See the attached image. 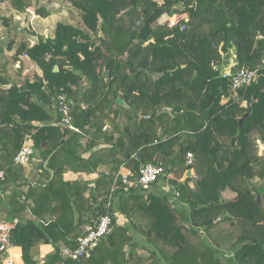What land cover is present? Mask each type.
Listing matches in <instances>:
<instances>
[{"label":"trees","instance_id":"1","mask_svg":"<svg viewBox=\"0 0 264 264\" xmlns=\"http://www.w3.org/2000/svg\"><path fill=\"white\" fill-rule=\"evenodd\" d=\"M70 1L82 26L57 21L51 37L22 41L11 55L15 62L26 54L39 67L31 81L10 82L4 52L14 42L0 40V191L10 189L0 196V220L14 224L10 240L23 264H37L33 248L40 244L53 247L44 264H264V0ZM9 2L20 13L33 5ZM182 9L187 21L156 22ZM36 12L49 15L43 7ZM231 45L238 67L259 76L226 100L221 55ZM59 92L81 133L52 124ZM26 138L42 172L38 181L14 162ZM187 151L196 177L179 181L190 169ZM144 163L165 166L175 201L154 186H119L107 206L119 168L137 172ZM68 171L98 175L90 184L65 180ZM226 190L234 196L223 197ZM107 212L111 232L88 256L63 258L62 245L74 249L84 225ZM117 214L130 227L119 225ZM129 228L144 233L147 258L137 254Z\"/></svg>","mask_w":264,"mask_h":264},{"label":"built area","instance_id":"2","mask_svg":"<svg viewBox=\"0 0 264 264\" xmlns=\"http://www.w3.org/2000/svg\"><path fill=\"white\" fill-rule=\"evenodd\" d=\"M195 1L190 4L194 5ZM181 10V9H180ZM189 13L182 9L177 11L172 16L164 13L157 20L160 24H167L169 26L176 24L177 22L187 21ZM172 18V19H171ZM184 28V24L181 25ZM28 58L26 54L23 55ZM221 78L227 80L228 93L226 100L229 98L236 97V93L239 89L249 86L259 76L258 69H249L246 67H237L231 71H221ZM55 108L59 114V120L56 125L66 128L74 133H81V128L73 123L72 118V106L69 98L63 92H59L55 96ZM104 129L106 127H103ZM33 154V148L26 138L14 156V162L17 164H27L31 161ZM195 162V158L192 152L187 151L184 155V165L190 167L185 171V174L180 178L179 181H184L185 178H194L196 175L191 168ZM170 176L166 172L165 166L162 163H144L141 164L137 172H133L131 169L120 167L119 170L114 174L113 181L111 183L110 192L106 205L110 206L114 192L119 186L125 187V189L139 188L143 191H148L152 185L158 181V179ZM5 172L0 168V182L4 180ZM178 196V191L175 189L172 198L168 199L170 202L175 201ZM12 228V224L7 222H0V264H14L15 249L14 244L10 240L9 231ZM112 230V217L110 213L100 215L97 219L91 223H87L83 227L81 235L78 237L77 246L74 249H70L67 246L62 247L61 255L63 258L79 259L84 256H88L93 246L101 239L105 238ZM40 264H44V259H40Z\"/></svg>","mask_w":264,"mask_h":264},{"label":"crops","instance_id":"3","mask_svg":"<svg viewBox=\"0 0 264 264\" xmlns=\"http://www.w3.org/2000/svg\"><path fill=\"white\" fill-rule=\"evenodd\" d=\"M40 27H41L40 29H35V27H33L34 31L33 30L29 31V36L26 39H22L19 42L15 41L13 44L12 50L15 51L16 46L22 41H26L30 45L33 44L35 42V37L37 35H43L45 37H51L53 35L55 26L52 29H47L45 26H42V23H41ZM10 40H12V39H10ZM10 40H8V41H10ZM14 51H13V53H14ZM221 56H222L221 71H228V70L233 71L238 67V63H237V59H236V48L234 45H231V47L226 52L222 53ZM22 57H23V55L19 56V60L15 61V62L12 61L13 64H10L12 62H9L10 65L8 64L9 66H7V72L8 73H10L9 72L10 66L11 67L17 66V67H15L17 69H16V73L14 72L15 73L14 76L12 74H8L9 78H10V82H15V83H17V85L23 84L25 80L31 81L33 78V75H41V70L33 61H31V59L29 57L28 58L24 57V59H22ZM22 60L25 61L23 67H22V65H20L21 63H23ZM57 70H55V71H57ZM9 85H10V83L8 85H6L5 87H9ZM45 89L47 90L46 87H45ZM225 101L226 100H223L222 102H225ZM244 104H245V102L242 103V105H244ZM54 114H56L55 111H54ZM56 122H57V120L52 122V124L56 125ZM84 140H85V138L83 139V141ZM262 144H264V143H261L260 145H262ZM262 146H264V145H262ZM36 163H37L36 158H33L29 163L23 164V166L25 168V175L34 181H38L42 177V174H41L42 172L40 171V169L38 170L37 167L36 168L34 167V165ZM97 175H98V172L84 173V172L68 171V172L63 174V178L65 180L85 179V180H89L90 184H92L93 180L97 177ZM261 184H262V181L260 179L255 178L254 180H252L253 186L259 187ZM153 186L156 187L158 189V191L164 192L167 195L168 199L172 198L173 192L175 191V188L173 186H170L167 182V179L163 178V177L158 179V181H156L152 185L150 190L154 188ZM9 190L10 189H8L6 192L0 191V196H2L4 193L5 194L9 193ZM22 190L25 192L27 190V187L23 186ZM222 195H223V197L231 198L234 196V193L231 192L230 190H226ZM0 203H2V205H3L5 203L4 199H1ZM0 222H7V223L12 224V227L14 226V224L10 221L0 220ZM116 222L119 225H122V226L125 225V226L130 227L128 219L125 218L124 216L120 215V214L116 215ZM128 233L130 235H133V237H134V240H135L136 245H137V249H136L137 254L142 256L143 258H147L149 255V252H148V250H146V248H144V247H146V243H145V239H144V233H137L132 228L128 229ZM62 247H66V246L62 245ZM125 249H127V247H125ZM13 252L15 254L14 264H23L22 260L20 259L21 249L19 247H16L13 250ZM52 252H53V247L49 244H40V245L33 248L34 258L37 261V264H40V262H39L40 259H44V262H45L47 260V256L50 255ZM228 256H230L229 253H225V252L222 253L223 258L228 257ZM145 261H146V263H148L147 260H145Z\"/></svg>","mask_w":264,"mask_h":264},{"label":"rangeland","instance_id":"4","mask_svg":"<svg viewBox=\"0 0 264 264\" xmlns=\"http://www.w3.org/2000/svg\"><path fill=\"white\" fill-rule=\"evenodd\" d=\"M39 7H43L46 11H48V17H42L37 14L36 9ZM0 17H4L8 21L4 24L0 19V40L4 45L10 39H12L13 42H19L22 39H26L29 36V31L33 30V27H35V29L41 28V23L42 26H45L47 29H52L57 21H64L82 26L81 12L72 5L70 0H33V5L23 13L16 11L11 6L9 0H0ZM156 22L158 23V21ZM13 51L14 50H5L4 52V56L7 57L9 62H12L11 55ZM22 59H24V56ZM24 63L25 61H23L20 65L23 67ZM10 64H13V62ZM15 67L10 66V73L8 74H12L14 76L17 69ZM223 100H225V97L222 101ZM262 145L259 147V152L264 150V146Z\"/></svg>","mask_w":264,"mask_h":264},{"label":"water","instance_id":"5","mask_svg":"<svg viewBox=\"0 0 264 264\" xmlns=\"http://www.w3.org/2000/svg\"><path fill=\"white\" fill-rule=\"evenodd\" d=\"M143 19H144V16L141 14L140 18L134 23V28H137ZM58 68H60V66L54 65V66H53V71L57 70ZM253 103H254V98H253L252 101H251V105H253ZM168 110H169L168 108H165V109H164V111H168ZM248 115H249L248 113H245L244 115H242V116L238 119V123H239V125L241 124V122L243 121V119H244L246 116H248ZM153 116H154V115L152 114V115L146 116V118H148V119L150 120V119H152ZM234 143H235V137H233L232 140H231V147H233ZM51 177H52V174H51L50 178H51ZM256 199H257L258 202H260V195H257V196H256Z\"/></svg>","mask_w":264,"mask_h":264},{"label":"bare ground","instance_id":"6","mask_svg":"<svg viewBox=\"0 0 264 264\" xmlns=\"http://www.w3.org/2000/svg\"><path fill=\"white\" fill-rule=\"evenodd\" d=\"M172 19V18H171Z\"/></svg>","mask_w":264,"mask_h":264}]
</instances>
